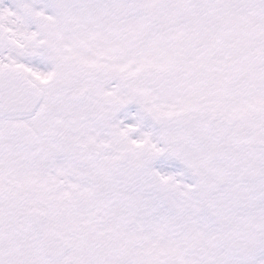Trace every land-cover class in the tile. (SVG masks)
I'll return each instance as SVG.
<instances>
[{
	"label": "snow or ice",
	"instance_id": "6c2138e0",
	"mask_svg": "<svg viewBox=\"0 0 264 264\" xmlns=\"http://www.w3.org/2000/svg\"><path fill=\"white\" fill-rule=\"evenodd\" d=\"M0 264H264V0H0Z\"/></svg>",
	"mask_w": 264,
	"mask_h": 264
}]
</instances>
